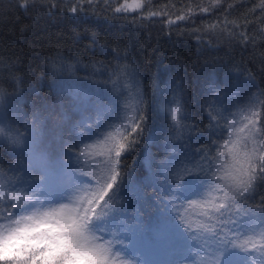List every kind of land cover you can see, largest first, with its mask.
Returning a JSON list of instances; mask_svg holds the SVG:
<instances>
[{"label":"snow or ice","instance_id":"1","mask_svg":"<svg viewBox=\"0 0 264 264\" xmlns=\"http://www.w3.org/2000/svg\"><path fill=\"white\" fill-rule=\"evenodd\" d=\"M146 6L145 0L16 4L33 21L95 17L138 32L168 15L145 13ZM220 7L221 0H208L169 17L165 35L171 40L177 22ZM241 20L225 15L188 30L198 46L191 73L186 61L157 57L149 78L128 41L97 33L92 44L100 55L87 61L51 49L37 72L26 53L0 57V264H147L136 240L155 234L139 211L149 197L160 206L157 217L168 225L177 260L264 264V51H257L264 25L248 30L264 21V0ZM151 40L149 33L145 48ZM237 45L252 49L247 60L231 55ZM43 80L56 102L25 112V99Z\"/></svg>","mask_w":264,"mask_h":264},{"label":"trees","instance_id":"2","mask_svg":"<svg viewBox=\"0 0 264 264\" xmlns=\"http://www.w3.org/2000/svg\"><path fill=\"white\" fill-rule=\"evenodd\" d=\"M145 2L147 5L144 8L145 13L149 10L164 11L168 15L146 21L147 27L138 32L131 24L116 23L113 25L95 17H83L77 20L67 16L57 18L42 16L33 21L26 18L24 13L16 8L18 0H0V57L15 60L21 52L26 53L25 61L28 67L37 72L41 70L39 66L43 57L48 55L51 49H59L64 54L75 53L87 61L100 55V49L92 44V33H97L101 38H121L128 41L132 56L149 78L152 72L156 71L157 57H161L163 63H167L169 59L186 61L185 66L191 73V61L198 55V46L195 40L187 35L188 30L223 19L225 15L230 21L242 23L243 14L250 10L254 3H258V0H221L222 7L213 12H197L190 20L180 21L173 25L171 40L165 35L167 28L164 26V21L169 17L174 19L182 12L186 13L189 8L195 10L197 7H202L208 3V0H145ZM98 3L102 5L103 0H98ZM228 4H234L236 7L225 13L224 9L228 7ZM112 7L115 5L113 4ZM10 9L12 10L11 15L8 14ZM30 15L35 16L36 13ZM132 15H139V13ZM255 15L259 16V11ZM249 19H253V17L250 15ZM262 25H264V21H259L248 30L258 29ZM181 30L185 31L186 35L178 38L176 33ZM149 33L152 36V47L145 48V39ZM257 51H264V43L259 45ZM251 52V48L244 49L237 45L232 49L231 55L237 61L247 60ZM212 55H217V53L213 51ZM219 55H224V52L221 51ZM248 66L253 67L251 63ZM4 87L11 91L7 84ZM36 87L37 91L31 93L24 101L25 112H31L45 102L53 104L57 100V94L51 90L49 81H40ZM69 99L70 97H65V101ZM152 151L157 152V146H154ZM159 158H161L160 153L157 154V159ZM136 171L138 178H142L140 176V173L144 171L142 158L136 162ZM159 207L151 197L148 198L147 206H139L144 220L150 221L155 233L153 235L146 234L136 240L137 245L143 251L147 264H166L165 257L171 253L168 248V225L162 218L157 217ZM177 264H184V261L179 260Z\"/></svg>","mask_w":264,"mask_h":264},{"label":"rangeland","instance_id":"3","mask_svg":"<svg viewBox=\"0 0 264 264\" xmlns=\"http://www.w3.org/2000/svg\"><path fill=\"white\" fill-rule=\"evenodd\" d=\"M169 261H174L175 264H177L179 262V260H177V258L172 254L169 253L166 257H165V262L166 264H168Z\"/></svg>","mask_w":264,"mask_h":264}]
</instances>
